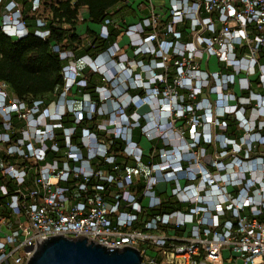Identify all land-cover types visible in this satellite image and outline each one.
<instances>
[{"label":"built area","instance_id":"built-area-1","mask_svg":"<svg viewBox=\"0 0 264 264\" xmlns=\"http://www.w3.org/2000/svg\"><path fill=\"white\" fill-rule=\"evenodd\" d=\"M39 3L33 0L31 10ZM1 6V31L13 39L26 36L18 0H0ZM145 8L146 17L122 33L137 39L129 45L132 58L152 67L169 57L168 85L189 87L188 102L210 89L217 124L225 132L219 119L233 115L242 131L239 141L222 134L225 146H215V159L207 154L194 162L185 151L188 159L177 160L165 146L143 163L142 151L126 134L121 155L134 165L124 166L109 154L118 139L113 125L103 131L77 128L96 115L74 112L73 125L64 128L65 112L25 113L32 107L18 103L0 83V264H26L35 243L40 246L49 237L86 238L108 250L132 248L142 264H264V0H169L161 16L150 0ZM43 25L37 21V27ZM108 25L100 28L101 36L106 37ZM36 35L44 39L47 32ZM113 45L105 57L87 59L88 64L97 65L120 49ZM72 65L66 90L77 84ZM155 80L149 90L156 88ZM150 93L132 98L150 101ZM129 106L134 103L124 109ZM199 112L211 117L209 111ZM104 114L107 121L111 115ZM247 121L252 128L245 131ZM207 134L199 135L192 148L213 153L204 141ZM247 140L258 155L243 159L240 150ZM233 147L241 152L233 157L235 164L219 159ZM48 153L57 156L48 160ZM101 162L106 169L94 167Z\"/></svg>","mask_w":264,"mask_h":264},{"label":"trees","instance_id":"trees-1","mask_svg":"<svg viewBox=\"0 0 264 264\" xmlns=\"http://www.w3.org/2000/svg\"><path fill=\"white\" fill-rule=\"evenodd\" d=\"M126 0H40V4L36 11H32L33 0H18L21 7V20L27 29V35L20 39H13L6 36L0 29V83L6 86V91L13 96L18 103L23 104L27 108H31L35 102L43 103L48 106L51 97L56 96L57 102H63V94L68 91L70 95L88 96L90 100L97 98L94 89L100 87L104 77L97 73H89L86 79H81L83 75H88L87 67L84 68L76 78L77 84L66 90V74L69 67L73 63H80L81 58L96 60L105 57L109 48L114 46L117 39L122 34V30L113 27L115 16L119 15L121 8L110 13L111 10L120 6ZM4 7H0V16L4 15ZM86 12V18L90 28H85L81 32L79 24L81 22V12ZM40 20L44 25L37 27V21ZM112 23L106 26V37L100 35V28L105 22ZM119 27V26H118ZM38 28V29H37ZM120 28V27H119ZM123 29V28H122ZM47 32L44 39L39 38L36 31ZM82 33V35H81ZM84 36L87 43L84 44L82 37ZM122 44L119 45L121 48ZM117 60V57H114ZM78 63V64H79ZM148 63V62H147ZM166 76L168 84L172 82L173 73ZM82 82L85 85L79 86ZM131 97H147L146 91L136 89L128 91ZM19 99V100H18ZM24 100V101H22ZM27 102V103H26ZM28 105V106H27ZM88 102H82L80 112L85 116L87 112ZM129 108V109H128ZM127 108V113L136 110L140 116L144 114L146 108L135 109L133 106ZM69 112V113H68ZM75 111H66V116L62 122L63 127L72 126V115ZM197 114H201L200 112ZM96 121L103 119L101 116H95ZM106 117L104 116V119ZM224 122L226 131L223 134L227 140L238 142L242 131L238 127V122L232 117L224 116L219 119ZM138 129L131 131L129 137L133 143L138 144L142 151L141 162L150 159L153 144L140 134V130L145 126L144 119H141ZM77 128H81L77 126ZM140 134V135H139ZM264 135V130L261 132ZM97 135L102 137V133ZM186 137L188 132L186 130ZM77 140L74 139L73 142ZM199 146H203L201 139ZM123 143L113 141L109 149V154L116 158V161H123L124 166H131L132 161L121 155ZM156 150L164 149L163 142L157 140L154 144ZM55 153H48V160L55 158ZM57 156V155H56ZM96 169H106L107 166L102 162Z\"/></svg>","mask_w":264,"mask_h":264},{"label":"rangeland","instance_id":"rangeland-1","mask_svg":"<svg viewBox=\"0 0 264 264\" xmlns=\"http://www.w3.org/2000/svg\"><path fill=\"white\" fill-rule=\"evenodd\" d=\"M81 37L83 43L86 44L87 40L85 39V37ZM131 38L132 36L129 38V41L125 43H123V41L118 38L117 44L120 45V43H123L121 48L113 50V53L109 54L111 58H105L104 61L101 60L97 65L88 64V60H85V58H81L80 63L79 61H77V64L75 63L72 65V74L74 75H76L77 73L82 74L84 68L87 67L88 75H83L81 79L87 80L89 73H97L99 76L104 77V80L102 82L103 84L100 87L94 89L95 94L97 93L96 95H98L97 98L90 100L88 96L83 97L79 96L78 94L70 95L68 91H65L63 94V102L61 101L58 103L57 97L54 96L51 97V102L48 107L43 106V104H41L40 102H35V105L33 104L31 110L25 109V113L31 112L33 114V112H42L44 113L43 115L63 114V112L66 113L67 107H69V110L75 111V113H77L78 115L80 114L81 104L85 101L88 102L86 109L87 112L89 114H94L97 117L101 116L103 117V119H98L96 121L95 117L93 121L83 123L81 125V128L97 130L102 127L100 129L102 130L103 126L111 124L114 127L111 132L118 137V139L116 140L125 145V141L122 136L126 134H128L129 136V133H131V131L137 130V124H139L141 119H144L145 126L142 131L140 130V134L146 137L149 140L150 144H153V149L150 157L159 155L160 151L155 149L154 144L157 140H160L163 142L164 146L173 149L172 154L177 160L182 159V156L186 155L185 151L189 153V156L194 162L205 159L207 157V154H211L210 158L215 159V146L217 144H219L221 147L225 146L223 143H221L222 139L220 137L222 133H224V126L218 125L216 122L217 120L214 118V115L216 114L215 104L208 101L210 89L205 90V92L202 94V97H198L196 99L190 98L189 100L191 101L188 102L187 99H184V96H188L186 90H190L189 87H186V89L183 87L174 88L168 85L166 76H170L169 74L173 73L170 67L169 57L164 56L163 64L159 66L154 65L152 67H145L144 64L138 63L135 57L132 58L133 55L132 52H130L129 45L136 44L137 39ZM112 56H117L118 61L116 62L115 58H113L115 59L113 60ZM154 68L160 70L159 75L157 73H153L155 71ZM202 68L204 69V66H202ZM154 78L156 79L155 81H157L155 84L156 88H150L149 90L148 84L152 83L151 86H153ZM71 79V77H68V81H72ZM140 84H142L143 86L141 87ZM83 85L85 84L82 82L79 83V86ZM136 88H141L144 91H147L148 94L153 89L150 93V96L152 95L153 99H150V101H147V99L134 100L129 95L128 91ZM157 92H161V94H159V98L155 100L154 97H158L156 95ZM203 100H207L209 103L205 102L206 104H202L201 102H204ZM131 102L134 103L133 107L137 108V110L139 108H142V110H144L143 108H146L142 116H140L139 113L136 112V110L130 112L129 114L126 112L127 108H124ZM199 111H209L211 117L202 118V114H197V112ZM104 113H110L111 115L107 119V121L104 119ZM232 116L233 115H231L230 117ZM127 118L129 119L130 123H128ZM252 122H255V117L250 118V123ZM261 123L262 126H264V118L261 119ZM205 124H207L208 126ZM206 126L207 129L205 128ZM218 126L220 129H222L221 132L217 131ZM242 127L245 131L252 128V126L249 125V122L247 124L242 123ZM186 130L189 133V136L187 137L185 135ZM205 131H209V134L204 136V141L205 143H208L207 145L212 148L213 153H207L206 149H204L205 151H203L200 148H192L193 144H196L199 135H202V133H205ZM246 134L249 133L246 132ZM104 138L106 137L104 136ZM248 142V140L245 141L240 150L242 152L245 151V156L244 154L242 155L243 159H250L251 156L254 157L258 155L257 152L254 153L249 149ZM137 147H139L138 144ZM240 151L237 147H233L229 153H224L223 156L219 157V159H223L225 163L235 164L232 161L233 157L235 156V158L238 159V156L241 153ZM184 158L188 159L187 155ZM228 160L230 162H226ZM133 165L134 163H132L131 167ZM228 173H230V171ZM224 256H228V253L225 252ZM10 264H14L13 261H11ZM20 264H24V261ZM222 264L229 263L226 261H222Z\"/></svg>","mask_w":264,"mask_h":264},{"label":"water","instance_id":"water-1","mask_svg":"<svg viewBox=\"0 0 264 264\" xmlns=\"http://www.w3.org/2000/svg\"><path fill=\"white\" fill-rule=\"evenodd\" d=\"M85 239L49 237L40 246L35 243L26 264H142L135 249L108 250Z\"/></svg>","mask_w":264,"mask_h":264},{"label":"crops","instance_id":"crops-1","mask_svg":"<svg viewBox=\"0 0 264 264\" xmlns=\"http://www.w3.org/2000/svg\"><path fill=\"white\" fill-rule=\"evenodd\" d=\"M147 2L148 0H126L122 2L120 6L111 10L110 13L112 14L113 12L121 8L119 15L113 18L116 22V24L114 23V25H116L115 29L122 30V32H124L129 26L136 24L142 18L146 17L147 11L145 7ZM150 2L154 7L155 12L157 14H160V16L163 15L165 11H167L169 0H150ZM81 14V22L78 28L81 32H84L85 28H90V25L87 21H82L86 18L85 10L82 11ZM119 38L123 41V43L129 41V39L122 36V34L119 36ZM123 43L120 44L123 45Z\"/></svg>","mask_w":264,"mask_h":264},{"label":"bare ground","instance_id":"bare-ground-1","mask_svg":"<svg viewBox=\"0 0 264 264\" xmlns=\"http://www.w3.org/2000/svg\"><path fill=\"white\" fill-rule=\"evenodd\" d=\"M40 4V3H39ZM4 11V10H3ZM1 13V12H0ZM24 22V21H23ZM112 24V23H111ZM28 29V28H27ZM38 29V28H37ZM123 33V32H122ZM36 34V33H35ZM113 60H115V59H113ZM121 62V61H120ZM75 66V65H74ZM75 68V67H74ZM76 70V69H75ZM101 71V70H100ZM104 71V70H103ZM108 72V71H107ZM76 73V72H75ZM100 73V72H99ZM102 73V72H101ZM67 75V74H66ZM19 100V99H18ZM22 101H24V100H22ZM25 102V101H24ZM27 103V102H26ZM41 103V102H40ZM43 104V103H42ZM52 104V103H51ZM34 105H35V103H34ZM40 105V104H39ZM28 106V105H27ZM48 107V106H47ZM34 110V109H33ZM44 110V109H43ZM26 111V110H25ZM42 113V112H41ZM49 115V114H48ZM64 119V118H63ZM64 121V120H63ZM65 125V124H64ZM63 125V126H64ZM99 125H101V124H99ZM65 128V127H64ZM98 128V127H97ZM102 128V127H101ZM100 128V129H101ZM104 137V136H103ZM77 142V141H76ZM53 154V153H52ZM54 156H56V155H54ZM54 158V157H53Z\"/></svg>","mask_w":264,"mask_h":264}]
</instances>
